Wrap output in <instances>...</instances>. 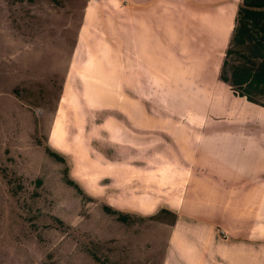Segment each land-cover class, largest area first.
<instances>
[{
  "label": "rangeland",
  "instance_id": "obj_1",
  "mask_svg": "<svg viewBox=\"0 0 264 264\" xmlns=\"http://www.w3.org/2000/svg\"><path fill=\"white\" fill-rule=\"evenodd\" d=\"M242 2L0 0V264H179L171 235L182 231L192 238L190 252H207L209 264H238L239 255L242 264H264V155L256 153L254 177L236 192L227 181L167 185L174 155L198 153L201 136L223 154L241 135L264 143V114L242 104L220 114L201 71L207 58L226 59L228 46L213 53L212 30L227 33ZM205 32L207 51L197 43ZM243 48L249 59L234 54L231 62L254 73L263 62L253 54L264 46ZM121 102L144 139L157 136L149 145L122 135L119 147L107 121L120 116ZM113 163L127 177L140 163L152 181L136 189L130 178L115 183ZM201 175L218 178L209 169ZM119 186L121 194L105 193ZM134 190L172 200L158 210H121L120 202L137 201ZM232 197L236 208H222ZM139 198L138 207L152 200Z\"/></svg>",
  "mask_w": 264,
  "mask_h": 264
},
{
  "label": "crops",
  "instance_id": "obj_2",
  "mask_svg": "<svg viewBox=\"0 0 264 264\" xmlns=\"http://www.w3.org/2000/svg\"><path fill=\"white\" fill-rule=\"evenodd\" d=\"M192 2V1H190ZM195 2V0H194ZM231 15V17H230ZM229 15V22L232 23V27H228V31L227 33L224 30V27H217L214 28V30H212V32H217L216 33V39H213V41L215 43H212L215 50H213V53H218L222 55L224 53H220V51L225 50L226 48V53L224 56V59L227 56V51L231 45V33L233 32L234 28H235V21L237 19V9H235L231 14ZM224 17V16H223ZM224 20L226 19L225 17L223 18ZM226 28V27H225ZM206 36L203 35L202 38H198L197 39V43L201 44V49H206L207 51V45H206V41L207 39H209L207 32H205ZM205 43V44H204ZM211 58V56H210ZM212 63L209 62V59H205L204 62H207L206 65V70H201L202 73H206L204 74V79L206 80V85H204L205 91H207L208 93H211V95L214 96L215 99H217V102L215 103L216 109L217 111H220L219 113L222 114L224 112V110H228L226 107H233L234 105L237 104H242V105H246L248 107H253L255 110L257 109L258 111L262 112V114H264V94L258 95L256 97H261L260 104L262 105H257L256 103H254L253 101H250L247 97V95H239L238 91L235 89V87H233L232 85L226 83L225 81H223L221 79V71H222V67H223V63L225 60H223V62H221V64H219L216 60H214V58L211 59ZM209 62V63H208ZM210 70L213 71L214 73V77L211 76L209 77L208 75H210ZM220 74V75H219ZM257 100V101H259ZM120 106H115L114 108L116 110L119 111V115L118 117H113L108 115V124L109 127L112 131H114V133L118 134L116 135V137L118 138L117 142L121 145L119 147H123V145H125V143L120 142V137L126 136L128 138H131V143H133V146L135 147H139V146H144V145H149L151 143V141L153 140V138L157 137L154 134H151V138H147L144 139L143 135H141V129L139 124L135 122V120L129 116H126L128 114H130L131 112L128 111V109H131L130 107L127 106V104H125L124 102L121 104H119ZM227 105V106H225ZM110 113L109 112V107H108V111L105 112ZM121 115H123L124 119L121 117ZM238 115V114H237ZM64 117V116H63ZM63 117L61 119V123L60 126L64 124ZM57 127L58 129L60 128ZM99 127H103V124H100ZM232 130L235 129V126L231 125ZM240 129H238L239 131ZM234 136H238L235 135ZM140 137H143V139H139ZM174 137V136H173ZM253 138V137H252ZM190 140V139H189ZM233 141H235L232 145L231 151H226L227 154H223V153H219V150H222V146H220V144L216 141V143H208V139L205 137L201 136L200 139V146H204V147H200L199 152L198 153H194L193 155L187 154L184 150V152L182 154H176L174 155L175 159L173 161L176 162L175 165L171 166L172 170L175 171V173H173L171 176L172 177H168L171 182L168 183V188L169 189H175V191H177L178 189V184L180 183V185L183 187V185L185 183H190L192 180H194L195 178L200 179L201 183H205L206 185H210V184H216L218 187L220 185V183H223L225 181L227 182H231L228 183V185L230 186H235L236 188L238 187L237 183H243L244 181L248 180L251 177H254L253 175L255 174L254 172V167H255V159H256V153H259L261 155H264V143L261 144H257L256 140L253 138L250 141V137H245L244 136H240L237 139H233ZM113 148H116L114 144L116 143H111ZM128 144V142H127ZM224 145V144H221ZM198 146V145H197ZM118 149L121 148H117ZM112 150V149H111ZM113 151V150H112ZM193 149L192 147H190V152H192ZM223 151V150H222ZM230 152V153H229ZM141 157H143L140 154ZM264 157V156H263ZM113 158V157H112ZM114 159V158H113ZM112 159V161H113ZM143 161V159H142ZM141 163V162H140ZM140 163H135L132 164V170H131V176L127 177L124 176V172L123 169L119 166V167H115L114 163H113V171L112 173H110L109 170V176L113 177L115 176L116 180L115 183H119L121 181V178L125 177V178H130V180L128 179L126 182L130 181L131 186H133L132 188L136 186H146L144 184L143 181H152L149 180L148 176L143 175V172L145 171L143 166ZM264 163V160L263 162ZM111 165L112 163H110V169H111ZM180 168L183 169V172L180 171ZM177 169V170H176ZM204 169H209L212 172L215 173V175L218 177L217 181H212L211 178L209 177V179L211 180L210 183L209 182H205L203 179V176L205 175H201L202 171ZM172 172V171H171ZM196 174V175H195ZM144 178V179H143ZM137 179H140L141 181H137ZM117 180H119L117 182ZM186 181V182H185ZM158 185H161L160 183H157ZM156 184V185H157ZM198 184V183H197ZM164 185H166L164 183ZM233 187L234 189H229L232 190L233 192H236L237 189ZM159 188V186H158ZM221 189V188H220ZM150 191V189H147V191ZM124 190L119 186L118 190L117 188H114L112 191H105L106 194H121ZM145 191V190H144ZM146 192V191H145ZM152 192V190H151ZM249 192V191H247ZM127 193V192H124ZM133 193L135 194V198L137 201H134V205H122V203L120 202L119 204V208L121 210H127L128 208H136L138 210H158V208H160V202L164 201L165 199L163 197H160L159 194H155V193H137L135 190L133 191ZM155 194V195H154ZM157 195V197H156ZM138 196L140 197L139 199H147L150 198L152 199L150 202H143L141 201L140 203L142 204L141 207H138L139 201H138ZM105 198L107 199L108 197L105 196ZM128 199V197L125 195H121V200L122 199ZM158 198V201L156 203H158V205L155 204L154 206H150V204L154 203L156 201V199ZM172 199L171 197H169L168 201H166L167 203L170 202ZM236 202V199L234 197L230 198V200H228L226 207H222L224 209H229L232 210L233 208H236V206H234L233 204ZM145 203V204H144ZM149 204V205H147ZM250 204H252L251 201H247V206L249 207ZM144 205V206H143ZM132 206V207H129ZM166 209H172L174 208L171 207L169 204L167 207H164ZM128 214L130 216H134L132 215V213H125ZM136 218L138 217V214H135ZM144 216H141V218H143ZM140 219V218H139ZM192 219H190L191 221ZM192 223L193 220L191 221ZM200 224V223H197ZM196 223H194V225H196L197 227H200V225H197ZM180 225V222L175 223V228H178ZM171 234V233H170ZM176 234L171 235L174 236V238L176 237V239H172L173 242L171 243V246L174 248V256L176 257V259H179V264L182 262L183 264H209L207 261V252L205 253H199L198 256H195L194 252L191 253L190 252V248H191V243H192V238L190 236H187V234L180 232L178 233L176 236ZM183 244H180V243ZM235 256V255H234ZM242 255H239L237 258L234 259V261L238 264H242V262L240 261ZM249 256V255H247ZM256 256H251L253 262H254V258Z\"/></svg>",
  "mask_w": 264,
  "mask_h": 264
},
{
  "label": "trees",
  "instance_id": "obj_3",
  "mask_svg": "<svg viewBox=\"0 0 264 264\" xmlns=\"http://www.w3.org/2000/svg\"><path fill=\"white\" fill-rule=\"evenodd\" d=\"M238 14L237 25L234 28L235 37L233 36V41L227 51L221 79L235 87L239 95H247L250 101L258 102L257 98L253 97L252 90L257 91L258 88H264V53L259 54L263 50L260 49L262 51L258 54H253V57H257L258 61L256 62H263L259 64L261 66L257 70H254V73L250 67L242 71L241 66L231 62L230 58L232 55L238 54L242 59H249V54H246L249 51L246 52L243 47L256 50L258 47L264 46V0H243ZM238 46L241 50H237ZM230 68L231 70H229ZM240 68L241 73L238 72ZM54 156L59 157L57 153H54ZM68 183L72 184V181L68 180ZM106 209H109L110 212L115 211L108 207Z\"/></svg>",
  "mask_w": 264,
  "mask_h": 264
}]
</instances>
